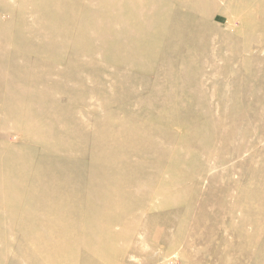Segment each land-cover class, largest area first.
I'll return each mask as SVG.
<instances>
[{
  "label": "rangeland",
  "instance_id": "obj_1",
  "mask_svg": "<svg viewBox=\"0 0 264 264\" xmlns=\"http://www.w3.org/2000/svg\"><path fill=\"white\" fill-rule=\"evenodd\" d=\"M102 2L0 0V264H35L34 256L36 264H262L264 0L199 8L168 0L170 29L150 37L160 38L159 49L144 57L142 45H127L115 6L90 54L68 43L44 55L47 35L63 38L67 27L69 40L95 36L81 17L108 13ZM16 154L43 166L5 168ZM98 154L112 165L96 164ZM94 171L110 187H94ZM97 193L109 209L93 215L99 226L82 235L85 244L21 246L35 223L49 225L41 209L62 208L64 218L73 206L96 204ZM120 209L109 231L99 223ZM77 221L87 226L84 215ZM103 235L112 247L94 245Z\"/></svg>",
  "mask_w": 264,
  "mask_h": 264
},
{
  "label": "bare ground",
  "instance_id": "obj_2",
  "mask_svg": "<svg viewBox=\"0 0 264 264\" xmlns=\"http://www.w3.org/2000/svg\"><path fill=\"white\" fill-rule=\"evenodd\" d=\"M102 5L107 9H109L108 13H103L95 16L96 18L100 19H106L105 21L103 20H91L93 17L87 16V13H84L85 15L81 17V23L82 26L86 28H90L92 30H95V36H93V33L91 35H81L79 39H72L69 40L67 39V36L70 34L69 29L67 27V33L66 36L63 38L57 37L54 38L49 35H47V41L45 42V47H44V55L45 56H50L51 53H54V55H58L66 49V47L69 45L68 43H71V47H73L76 51L77 50H85L86 54H90L92 51V46L94 40H96L97 37L102 36L104 32H107L110 30V27L113 25V21H107L108 18L111 17L113 13L110 14L111 9L115 8V6L120 8V17L123 22H126L125 24V30H124V35H129L128 37H131L132 40L129 41L127 45H136L140 44L142 45V51L138 53V55L141 57L147 54H150L152 52H155L157 49H159V39L160 38H150L152 35H158L160 31H166L169 28L167 20L165 21L167 15L171 12H174V8H171L167 2L168 0H102ZM212 0H183V5L185 7H189L188 4H191V6H195L197 8L203 7L205 5H208V3ZM113 3V4H112ZM128 6H132L133 8H129ZM118 8V9H119ZM189 15V14H187ZM147 16V17H143ZM187 17V16H186ZM141 18V19H140ZM165 18V19H164ZM80 23V24H81ZM179 28V27H175ZM201 32V30H200ZM132 35V36H131ZM73 41V43L71 42ZM54 45L53 49H50L49 46ZM54 50V51H53ZM56 51V52H55ZM51 57V56H50ZM51 91V90H50ZM30 103L29 101L27 103H20V104H12L9 107V110L12 111H21L26 106H28ZM167 122H169L167 120ZM61 131L64 132H69L68 128L66 126H62ZM37 133H41L40 131L36 130ZM25 135H29L32 137H36L37 135L33 134V130L28 131ZM55 141L57 140L56 137L53 138ZM16 156L17 158H14ZM14 156H7V159H3V165L9 168H13L14 170H25L27 167L30 166L28 160L22 159V156L19 154H16ZM93 161L97 163H105L107 162L109 165H112L108 160H101L99 159V154L97 155L96 158H93ZM41 162V161H40ZM37 165L34 167H29L34 173H38L40 169L42 168L43 164L36 163ZM39 166H41L39 168ZM68 170V168H66ZM9 170L7 172H9ZM48 171H50L48 167ZM51 173V172H50ZM67 175L64 173H57L56 171H52L51 177H66ZM64 181H66L64 179ZM93 183L94 187L97 188H107L110 187V184L108 185L107 182H105V178L103 177L102 174H100L98 171H94L92 174L91 180ZM48 182V181H47ZM8 183H5V186ZM27 182L24 184L17 185L15 188V191L18 190L21 193V190L24 191V188L26 186ZM48 185V183H47ZM49 186V185H48ZM123 186V185H122ZM12 188L10 187L9 190ZM47 194L51 195V192L48 191ZM99 193L96 194V201L94 205L89 204L86 206V208H82L79 206H73L69 210L67 209V215L66 217H61L60 213L62 212V208H58L56 210H52L51 208H44L41 209V212L39 213L40 215H44L43 218H45L46 221H48L49 225H45L42 228L38 227L39 223H35V235L32 238H28L25 241H21V246L25 247L27 250L28 249H35V251H40L43 248H54L57 246L58 247H72L73 245H78L84 243L83 242V237L82 235H87L91 234V232L96 229L97 226H99L98 222H94L92 220L93 215L101 210V208H106L109 209L107 202L109 201L108 198H101ZM116 200L115 197L111 198V201L113 202ZM20 201V200H19ZM9 202L7 201L5 203V207L9 208L10 204L7 205ZM79 203V202H78ZM80 204V203H79ZM40 210V209H39ZM121 210L119 212H116L114 215L115 217L113 219H110L109 222H104V220L101 218L99 223L103 222L108 226V231L111 229V226L118 223V216L121 213ZM39 212V211H38ZM22 212L19 211L17 212L15 208L11 209V215L13 218L17 219H22L21 216ZM82 215H84L87 219V226L81 225L77 219L80 218ZM19 217V218H18ZM59 221L61 224H59L57 229L52 228L51 225H54V222ZM29 224V223H28ZM45 227V228H44ZM65 232H68L67 234H63ZM47 235V239L39 241L37 237H41L42 235ZM83 235V236H84ZM35 240H34V239ZM43 239V238H42ZM95 240L94 245H97L99 247H106L110 248L114 244V242L109 240L108 235H103L100 237H93L91 238ZM257 240V238H256ZM7 244L5 247L2 249V251H9V246L12 247V242L8 241L6 242ZM85 244V243H84ZM91 246V245H87ZM31 260L33 263H37L36 261H39L36 256ZM262 264H264V258L262 259ZM67 261H62V263H66ZM42 263H47V264H52V259L49 257H46V260H42Z\"/></svg>",
  "mask_w": 264,
  "mask_h": 264
}]
</instances>
